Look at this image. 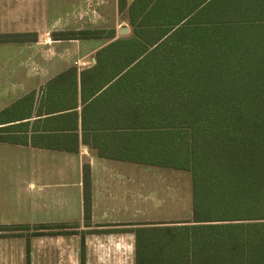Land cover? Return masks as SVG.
Masks as SVG:
<instances>
[{"label": "crops", "instance_id": "obj_1", "mask_svg": "<svg viewBox=\"0 0 264 264\" xmlns=\"http://www.w3.org/2000/svg\"><path fill=\"white\" fill-rule=\"evenodd\" d=\"M109 13H119L118 0H0V35L17 36L0 41V226L27 225L21 216L31 212L51 214L41 224L84 222L83 166L95 226L0 229V264H82L81 250L83 264H136V235L139 247L166 244L174 235L214 245L222 235L136 230L191 224L192 190L191 183L166 179L172 168L129 159L141 150L113 127L125 123L119 85L90 95L86 80L81 100V69L99 49L129 38L55 39L52 33L88 29L83 23L103 22ZM109 224L119 229L94 230ZM247 235L264 250V230Z\"/></svg>", "mask_w": 264, "mask_h": 264}, {"label": "trees", "instance_id": "obj_2", "mask_svg": "<svg viewBox=\"0 0 264 264\" xmlns=\"http://www.w3.org/2000/svg\"><path fill=\"white\" fill-rule=\"evenodd\" d=\"M126 3L118 0V7L127 9L131 31L118 37L129 39L99 49L95 61L81 69V100L86 101V80L94 88L90 95L119 85L125 123L113 127L125 131L127 142L139 141L141 150L129 159L190 173L191 224L136 230L222 233L214 245L174 235L155 247H139L136 235V264H262L264 250L247 234L264 230V0ZM115 34L88 28L52 36ZM15 37L0 35V41ZM89 187V169L83 166L85 226L90 225ZM62 227L40 223L33 229ZM22 228L29 226H0ZM83 258L81 250L82 264Z\"/></svg>", "mask_w": 264, "mask_h": 264}, {"label": "rangeland", "instance_id": "obj_3", "mask_svg": "<svg viewBox=\"0 0 264 264\" xmlns=\"http://www.w3.org/2000/svg\"><path fill=\"white\" fill-rule=\"evenodd\" d=\"M130 1L131 0H126V2H127L126 4H129ZM104 15L106 16V18L103 22L93 21V23H83V24H88V26H86V27L89 29H105V30L114 29L116 36L126 35V34L130 33L131 27L129 25L126 8L123 9L121 12L117 13V15L114 13H109V14H104ZM78 25H80V24H78ZM121 28H126L125 32H120ZM152 54H153V52H152ZM87 59H86L85 64H87L89 62V60H87ZM168 170L169 171H166V172H168V174L166 175V179H168V180L172 179L174 181H180L183 183H191L189 172L182 171V170H176V169H168ZM160 174H162V173H160ZM161 179H165V177L162 176ZM21 217H22L21 219H24L22 221L29 223L27 225L29 226V228L33 229L34 224L50 223L49 221H50L51 214H48V213L43 214L41 212L34 214L33 212H31L29 215L24 213ZM11 219H13V218H11ZM0 221H2V220H0ZM14 221H17V220H14ZM18 221L21 222V220H18ZM56 223H58V222H56ZM62 223L64 224L65 227H62L61 229L74 230V229H79V228H85V226H84L85 223L83 222V220L71 221V222L67 221V222H62ZM109 225H104L103 227H100V228H94V230H96V229H101V230H103V229H105V230H113V229L117 230V229H119L116 226H112V224L110 226ZM3 226H12V225H3ZM93 227H95V226H93V223H91L90 228L93 229Z\"/></svg>", "mask_w": 264, "mask_h": 264}, {"label": "water", "instance_id": "obj_4", "mask_svg": "<svg viewBox=\"0 0 264 264\" xmlns=\"http://www.w3.org/2000/svg\"><path fill=\"white\" fill-rule=\"evenodd\" d=\"M125 29H126V28H121V29H120V32H125Z\"/></svg>", "mask_w": 264, "mask_h": 264}]
</instances>
